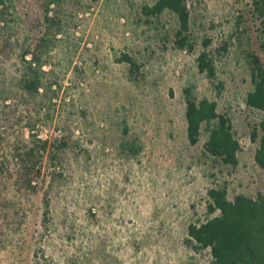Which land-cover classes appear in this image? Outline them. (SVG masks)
Wrapping results in <instances>:
<instances>
[{"label": "rangeland", "instance_id": "1", "mask_svg": "<svg viewBox=\"0 0 264 264\" xmlns=\"http://www.w3.org/2000/svg\"><path fill=\"white\" fill-rule=\"evenodd\" d=\"M156 1L53 6L62 23L42 51L52 88L41 94L23 89L19 57L44 31L31 25L40 1H16L18 15L29 19L11 57L0 58V264H211L210 250L188 241L191 223L219 214L209 210V191L226 188L231 201L264 194L256 161L263 113L247 103L249 54L264 63V18L252 0H187L193 48L182 49L175 15L143 11ZM203 51L214 58L215 78L198 67ZM123 53L139 61L138 73L120 62ZM188 88L230 118L238 164L209 154L207 127L198 144L189 142ZM39 139L50 145L40 178L38 154L27 172ZM64 141L69 146L57 148ZM127 141L141 147L138 155L124 148ZM46 195L53 207L47 226Z\"/></svg>", "mask_w": 264, "mask_h": 264}, {"label": "trees", "instance_id": "2", "mask_svg": "<svg viewBox=\"0 0 264 264\" xmlns=\"http://www.w3.org/2000/svg\"><path fill=\"white\" fill-rule=\"evenodd\" d=\"M16 1L24 6L26 0H0V58L11 57L15 43L18 42L20 29L27 23L28 17L18 15ZM41 13L31 25L42 28L34 43L22 47L24 50L19 56L25 64L23 74V89L26 93H39L42 89L48 91L44 80L46 72L43 59L45 46L53 26L60 27L62 21L58 15H52L53 6L59 5L61 0H39ZM255 11L264 18V0H252ZM17 11V13H16ZM143 11L154 17L164 13H171L178 20L176 43L179 48H193L190 42L191 9L187 0H157L153 5H146ZM28 16L29 13L27 12ZM61 29L57 30V34ZM29 39V35L27 37ZM24 46V45H23ZM254 90L247 98V103L263 113L260 122L261 140L256 152V161L264 170V63L255 53L249 54ZM120 62H126L133 74L140 70L139 61L128 53H123ZM198 67L208 77L217 75L213 56L203 51L198 58ZM187 109V136L192 145L200 142L205 127L208 128V140L205 144L210 155L223 160L227 164H238V155L241 143L235 136L233 125L229 117L219 113L218 103L209 97L198 98L190 88L185 91ZM258 137V129L253 132V139ZM69 146L68 142L59 145L60 149ZM124 148L138 155L141 147L127 141ZM50 148L49 142L39 139L36 146L27 157V162H33L34 156L39 155V178L42 175L43 163ZM54 151V148L51 152ZM54 156L52 159L56 160ZM31 163L27 165L29 175L33 173ZM211 213L219 214L202 223H191L188 228V241L195 250L209 249L212 255L211 264H264V194L258 197L239 195L234 201L228 198L226 188L214 187L209 191ZM53 219L52 199L44 197L43 225L47 226Z\"/></svg>", "mask_w": 264, "mask_h": 264}]
</instances>
